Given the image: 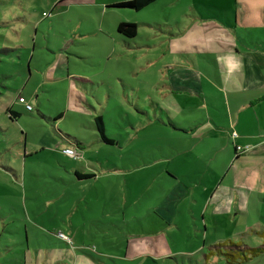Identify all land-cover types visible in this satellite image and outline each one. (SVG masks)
<instances>
[{
  "label": "rangeland",
  "instance_id": "obj_1",
  "mask_svg": "<svg viewBox=\"0 0 264 264\" xmlns=\"http://www.w3.org/2000/svg\"><path fill=\"white\" fill-rule=\"evenodd\" d=\"M21 1L31 20L21 25L20 35L15 26L0 28V46L3 42L13 49L22 44L28 48L19 52L26 55L34 44L33 77L26 84V77L17 75V57H6L0 68L11 88L21 91L26 85L22 95L33 108V115L22 114L13 124L8 123L7 116H0V126L6 133V140L0 144V264H74V256L89 264H227V258L221 255H226V249H221V254L214 250V246L227 241V235H197L193 220L199 221L200 216L189 215V207H197L190 196L180 198L169 222L158 215L156 208L172 198L169 192L175 181L187 188L204 181L203 174H194L204 161L195 160L191 154L182 155V160L173 156L180 153L179 139L187 147L192 143L186 133L192 117L200 122L207 118L206 112L182 110L179 116L168 113L173 99H178L169 90L175 65L193 66L189 53H195L204 66L213 69L198 41L220 30L217 26L210 31L201 29L207 28L206 20L233 26L236 0H157L139 12L118 7L131 0ZM6 3L4 10L8 13L20 7L17 0ZM42 13L46 14L44 18ZM121 22L137 25V36L120 35L117 26ZM200 24L203 28L197 29ZM76 29L90 33L72 38ZM185 39L192 43L181 42ZM214 45L221 49L219 43ZM52 77L56 80L51 81ZM15 78H19L17 82ZM83 79L95 84L85 91L77 87ZM202 84L205 86V78ZM79 105L89 115L103 118L105 133L115 142L99 146L94 159L79 155V163L95 168L94 182L78 183L72 169L80 172V165L76 159L63 156L61 149L57 157L47 152L24 154L31 151L22 134H27L31 143L46 141V147L52 143V137L48 140L46 134L53 124L65 135L88 142V132L81 125H85L83 117L54 121L64 113L63 108L85 113ZM37 111L52 119L40 121ZM156 156L169 160L161 166L147 167ZM107 169L111 170L105 172ZM198 202L203 204L204 199L200 197ZM97 218L88 226L93 233H87L85 239L87 246L100 249L91 257L82 254V258L74 246L67 248L54 237L62 232L71 235L69 222L78 228V223ZM257 226H264V222L242 225V231L248 229L244 235H248L250 245L255 239L252 230ZM73 235L82 237V232ZM71 240L73 244L76 241L73 236ZM148 243L154 259L144 256ZM157 252L171 255L156 259ZM248 264H264V255Z\"/></svg>",
  "mask_w": 264,
  "mask_h": 264
},
{
  "label": "crops",
  "instance_id": "obj_2",
  "mask_svg": "<svg viewBox=\"0 0 264 264\" xmlns=\"http://www.w3.org/2000/svg\"><path fill=\"white\" fill-rule=\"evenodd\" d=\"M7 1L9 0H0V10L3 9L1 11L3 12L1 13V19L4 20L0 21V28L15 26L16 30L19 31L18 35H20L21 25L29 23L31 15L27 14L25 5L21 0H17L20 5L17 10L11 13L6 12L4 7L8 5ZM11 1L16 2V0ZM236 5L237 8H234L232 12L234 16L233 26H228L227 24L223 26L221 23H217V25L213 20H206L209 23L207 28L201 29V32L210 31L212 28L217 27L220 30V32L211 31L205 39L198 41L204 48L203 53L208 57V63L213 64L212 70L204 66L203 61L194 56L195 53H189L188 55L192 58L191 63L193 66L181 65L180 62L175 65L169 94L177 96L178 99L174 100L172 98V107L166 110L176 116H179L183 112L182 110H204L207 118L198 122L192 117L193 120L191 119L189 122V125H191L189 132H186L192 143L187 147L179 139L180 153L173 157L182 160V155L191 154L195 160L204 161L194 171L195 175L203 174L204 181L190 184L189 188L181 181H175L173 190L169 192L172 198L162 202L156 209L158 215L160 213L162 219L169 222L172 220L170 216H175L176 214L180 198H186L187 195L190 196L197 207L196 209L189 207V215L193 217L200 216L198 218L199 221L193 220V227L197 235L199 233H202L200 235H227V241L220 242L217 246H214V250L218 254H221V249L237 251L236 248H238L241 249V252L258 251L259 255L248 262L232 263L248 264L260 255H264V226L253 228L255 229L252 230L255 239L252 240L251 245L248 235H244L248 229L242 231V225L248 222L256 220L261 221V223L264 222V0H236ZM45 16L46 14L42 13V17L44 18ZM195 27L199 29L203 28V25L200 24ZM36 28H34V34L37 32ZM72 32H74L71 35L72 38L84 37L90 33H84L79 29H76V32L75 30ZM182 41L192 43L191 39ZM215 42L221 45V49L214 45ZM72 43L75 44L76 42ZM27 48V46L21 44L20 47L12 49L5 47L3 42L0 46V64L3 65L5 63L6 57L8 59L17 57V65L19 67L17 75L23 76V78L25 76L26 84L33 77L31 60L34 57L32 50L34 51L35 46L32 44V53L29 52L25 55L19 52V50ZM175 53L172 52L171 54L177 55ZM72 54L74 57V53ZM68 64L69 62L66 63V65ZM35 73H37L36 69ZM61 73L60 79H63L64 72L61 71ZM5 78V74L0 68V97L4 99L3 101L0 99V116H7L9 119L8 123L13 124L17 122L22 114L33 115V108L31 112L25 111V107L18 104L17 97H15V94H17L25 99L22 93L26 89V85L21 91H18L16 88H11V85L4 81ZM203 78H205V86L202 84ZM18 79L15 78V82ZM54 80L56 78L52 77L51 81ZM94 84L89 80L83 79L80 81V86L77 84V87L86 91L88 86ZM107 86L110 88L111 84L107 83ZM25 101L27 102L26 99ZM79 108L81 112L85 113H79L77 110L70 112L63 108L64 113L58 114L59 117H57L58 115L54 117V121L56 118L62 117H70L77 120L83 117L85 125L84 123L81 125L88 132V142L80 137L65 135L59 129V126L53 124L52 130L46 134L48 140L50 136L52 137V143H49V146L46 147L43 146L46 141L31 143L27 139V134H22V137L24 136V144H26V147H30L28 152L31 151L30 154L25 151V156H36L40 152H47L57 157V155L59 156V149H61V154L67 158L68 156L63 153L65 149H74L78 154V159L82 155L88 159H94L95 155L98 156L99 146L108 145L98 136L95 125L96 117H100L102 121L103 118L100 115L95 117L89 115L82 105H79ZM8 109L17 115L16 119H10ZM92 111L97 113L96 110ZM37 113L40 121L45 118L52 119L40 114L38 111ZM233 133L236 135L235 137L232 136ZM60 135L66 139L61 138ZM58 136L63 141H59L60 138ZM55 138L58 139L56 140ZM5 140V129L0 126V144L4 143ZM237 147L242 150L237 151ZM78 159L74 161L78 162ZM165 160H169V158L165 159L156 156L153 159V163L148 164L147 167L161 166L165 163ZM79 165L80 172L77 168L72 169L77 182H94L96 173L92 170L95 168L90 164L84 165L82 162ZM144 166L146 165L144 164ZM203 166L207 167V169L204 170ZM1 169L8 171L4 167H1ZM110 170L107 169L105 172ZM112 170H115V168ZM166 171L172 174L171 178L173 180H177V176L173 174L174 172H171L168 168H166ZM83 176H89L90 178L85 179L82 178ZM200 197L204 199L203 204L198 202ZM86 215L87 212L84 210L85 218ZM94 220H99V218L93 219L90 223H78V228H75L72 222H69L67 230L71 232V235H64L63 233L65 232H62L59 234L66 239L60 237L59 234L58 236L54 234V237L56 236L55 238L58 237V240L64 242L67 248L74 246L77 251L81 252L79 255L82 258V254L91 257L92 253L95 254L93 251L100 252L98 246V248L87 246L88 244L85 241L86 234L93 233L92 228L88 226ZM80 225H83V228ZM77 232H82V237L73 235ZM72 236L76 240L74 244L71 240ZM93 236L102 238L101 235ZM245 237H247V240ZM224 243H227V245L232 244V246H224V248L222 247ZM148 245L149 243L144 245V256L154 259L149 255ZM248 245L251 247H248ZM34 251L36 256L40 255L38 249ZM66 251L68 255H71L70 249ZM166 255L169 256L171 253L160 254L157 252L156 259H164L163 257ZM74 264L89 263L74 256Z\"/></svg>",
  "mask_w": 264,
  "mask_h": 264
},
{
  "label": "trees",
  "instance_id": "obj_3",
  "mask_svg": "<svg viewBox=\"0 0 264 264\" xmlns=\"http://www.w3.org/2000/svg\"><path fill=\"white\" fill-rule=\"evenodd\" d=\"M155 1L156 0H131L127 3L118 5V7L132 9L133 11L139 12V11L147 8L149 5L153 4ZM117 32L120 35L125 36L127 38H134L137 36V25L131 24V23L121 22L117 26ZM18 98H22V97L19 95L17 97V102H18ZM20 105H22V104H20ZM25 111H27V110L25 109ZM27 112H31V111H27ZM8 114L10 115V119H16L17 118V115L15 113H13L10 109H8ZM95 125H96L98 136L102 139V141L105 144H108L111 146L114 145L115 144L114 141L112 139H110L106 134H104L105 133L104 132L105 131L104 123L100 117L95 118ZM82 178L86 179V178H90V177L89 176H83ZM224 246H226V247L232 246V244L227 245V243H224L222 245V247H224ZM236 249H237V251H230V250L226 249V255L228 257L225 254H221L225 258H227V264L245 263V262H248L249 260H251L254 257H257L259 255L258 251L249 250L248 252H241V249H238V248H236Z\"/></svg>",
  "mask_w": 264,
  "mask_h": 264
},
{
  "label": "built area",
  "instance_id": "obj_4",
  "mask_svg": "<svg viewBox=\"0 0 264 264\" xmlns=\"http://www.w3.org/2000/svg\"><path fill=\"white\" fill-rule=\"evenodd\" d=\"M18 103H19V104H22V105L25 107V109H26L27 111H32V107H31V106L25 101L24 98H18ZM232 136L235 137L236 135L233 133ZM236 149H237V151H241V150H242L240 147H237ZM246 149H248V147H246ZM64 154L67 155V156L73 157L74 159H78V155H77L74 151H72V150H70V149L65 150V151H64ZM59 236H60V237H63L64 239H66V238H65L63 235H61V234H59Z\"/></svg>",
  "mask_w": 264,
  "mask_h": 264
},
{
  "label": "bare ground",
  "instance_id": "obj_5",
  "mask_svg": "<svg viewBox=\"0 0 264 264\" xmlns=\"http://www.w3.org/2000/svg\"><path fill=\"white\" fill-rule=\"evenodd\" d=\"M65 150H68V149H65ZM64 150V151H65ZM70 150H72V151H74L75 153H76V151L74 150V149H70ZM64 151H63V153H64ZM77 154V153H76ZM78 155V154H77ZM67 156V155H66ZM68 157H70V156H68ZM71 158H73V157H71ZM74 159V158H73Z\"/></svg>",
  "mask_w": 264,
  "mask_h": 264
}]
</instances>
